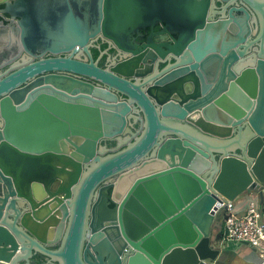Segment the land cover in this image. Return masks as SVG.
<instances>
[{
    "label": "water",
    "instance_id": "obj_1",
    "mask_svg": "<svg viewBox=\"0 0 264 264\" xmlns=\"http://www.w3.org/2000/svg\"><path fill=\"white\" fill-rule=\"evenodd\" d=\"M237 1L0 0V264L217 263L223 207L264 189V0Z\"/></svg>",
    "mask_w": 264,
    "mask_h": 264
},
{
    "label": "flooded vegetation",
    "instance_id": "obj_2",
    "mask_svg": "<svg viewBox=\"0 0 264 264\" xmlns=\"http://www.w3.org/2000/svg\"><path fill=\"white\" fill-rule=\"evenodd\" d=\"M231 0H216V3L218 5V8L221 10L225 5L230 3ZM241 7L242 3L240 0H238L236 3H232L229 5L227 12L232 7ZM4 4L0 3V8H3ZM238 14V13H237ZM176 38H178V34L175 32H170L169 30H165V25L162 23L157 24L154 27H146L141 29V33H136L134 36L133 42L137 45L136 49H138V54L144 52V51H155V48L150 45V41H152L154 44H162L165 42H173ZM92 55L95 61H98V65L102 68H112L115 64L118 62H121L123 60L135 57L136 55L132 51L119 49L113 44H110L107 41H104L102 39H98L95 41L94 46L91 48ZM51 56V55H46ZM81 58L83 60L90 61L91 58L88 54H81ZM158 61V60H157ZM157 61L154 62L153 66L156 67ZM175 58L172 57H166L162 59V61L159 63L158 72L162 71L164 68L172 65L175 62ZM142 63V62H141ZM149 63H152L149 60ZM10 66H6L3 69L0 70V74L5 73ZM156 70V69H155ZM83 79L89 80L93 82L96 85H100V83L93 79H88L86 77H82ZM132 79H136V77H133ZM119 99L123 100L126 99V97L122 94H119ZM134 125L136 128H139L141 120H133ZM3 122V118L0 113V125ZM108 145L110 147H116L118 145V141H109ZM57 187H53V190H56ZM22 264H25L24 262ZM31 264H47V258L37 253L33 256Z\"/></svg>",
    "mask_w": 264,
    "mask_h": 264
},
{
    "label": "built area",
    "instance_id": "obj_3",
    "mask_svg": "<svg viewBox=\"0 0 264 264\" xmlns=\"http://www.w3.org/2000/svg\"><path fill=\"white\" fill-rule=\"evenodd\" d=\"M236 204V201L230 202L222 209L225 211V237L222 242L247 243L256 249H264V212L258 201L252 199L242 211Z\"/></svg>",
    "mask_w": 264,
    "mask_h": 264
},
{
    "label": "crops",
    "instance_id": "obj_4",
    "mask_svg": "<svg viewBox=\"0 0 264 264\" xmlns=\"http://www.w3.org/2000/svg\"><path fill=\"white\" fill-rule=\"evenodd\" d=\"M247 197H251V199L257 200L264 212V189L246 192L239 198H237L236 203H241ZM237 208L239 211H242L240 210V206H237ZM220 232H222V235L220 240H218L216 244L222 246L216 264H264V249H256L247 243L224 244L222 242L225 237L224 216L222 219L218 218L217 220L214 239L217 238V235L220 234Z\"/></svg>",
    "mask_w": 264,
    "mask_h": 264
},
{
    "label": "trees",
    "instance_id": "obj_5",
    "mask_svg": "<svg viewBox=\"0 0 264 264\" xmlns=\"http://www.w3.org/2000/svg\"><path fill=\"white\" fill-rule=\"evenodd\" d=\"M251 197H247L244 201H242L241 203H237L236 204V207L237 206H240V210H244L245 208H247V206L250 204L251 202Z\"/></svg>",
    "mask_w": 264,
    "mask_h": 264
},
{
    "label": "rangeland",
    "instance_id": "obj_6",
    "mask_svg": "<svg viewBox=\"0 0 264 264\" xmlns=\"http://www.w3.org/2000/svg\"><path fill=\"white\" fill-rule=\"evenodd\" d=\"M224 214H225V211H222L221 214H220V216L218 218L222 219L223 216H224Z\"/></svg>",
    "mask_w": 264,
    "mask_h": 264
}]
</instances>
